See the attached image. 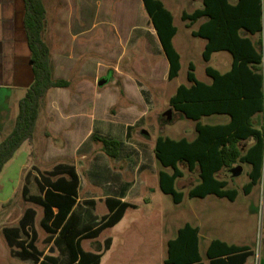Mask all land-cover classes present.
I'll return each mask as SVG.
<instances>
[{
  "label": "rangeland",
  "instance_id": "374dc122",
  "mask_svg": "<svg viewBox=\"0 0 264 264\" xmlns=\"http://www.w3.org/2000/svg\"><path fill=\"white\" fill-rule=\"evenodd\" d=\"M42 1L47 9L43 39L50 49L53 78L66 80L68 86L48 91L32 137L33 149L30 151L28 145L18 149L0 173V264H24L11 254L2 235V228L16 225L28 207H32L37 212L34 221L39 236L38 246L44 252H49L47 250L49 245L43 242L45 234L39 226L41 208L25 201L22 197V187L29 172L31 173L28 178L30 191L32 194H38L34 181L35 165L46 169L59 160L74 163L79 169L80 192L84 195L86 192L84 188L89 183L86 173L90 161L76 159L71 151L72 143L86 139L89 129L93 128L98 129L96 131L99 136L108 134L124 143H131V140L124 136L126 124H133L130 135H133L137 142L147 143L150 147L159 136L170 138L186 136L185 131H194V124L170 107V96L178 86L189 84L187 81L189 64L194 65V74L197 78L204 80L205 67L208 65L214 67L217 55L221 53L230 57L226 52H219L210 63H206L202 58L203 39L191 36V31L197 29L198 24L195 23L188 28L181 20L182 12H192L195 3L197 5L201 0H160L173 16V24L177 29L173 45L181 58L179 73L171 81L166 78V60L159 52L155 31L141 0H82L85 3L83 6L79 4L81 0ZM261 1L264 30V0ZM80 11L83 13L82 16ZM259 48L264 62V45H259ZM219 70L224 71V67H219ZM141 89L145 91L144 94H141ZM61 95H63V103L59 102ZM21 96L23 92L0 89V142L14 127L18 100ZM53 98L55 101L49 102ZM168 111H170V119L166 117ZM62 118L63 122L60 120ZM204 120L207 119H203L202 123H206ZM254 120L255 127L264 135L263 113L254 117ZM53 122H57L56 134H53L51 129L52 125L54 126ZM111 129H115V134L106 132ZM76 131L78 133H75ZM46 133L51 135V140L46 139L44 136ZM62 137L63 157L55 159V156H52L53 158L43 159L41 155L44 149L48 145L61 142ZM246 144H249V141L243 142L240 147ZM91 145L92 155L100 156L99 143L92 142ZM111 168L110 166L109 169ZM180 169L183 170L186 178L180 180L175 189L184 193V200L181 204H173L170 196L157 190L151 197L154 210L167 208L170 212L177 211L180 216L176 214L179 217L174 222L181 226L189 218L197 221L196 217H201L206 221L203 237L200 239L203 257L205 245L210 237L228 244L248 245L253 250L250 263L264 264L262 205L264 152L261 179L248 196L243 189L247 180L248 166H244L242 174L234 179H230V174L223 170L218 177L227 181V188L236 191L235 200L229 201L226 198L217 200L211 196L204 208L200 206V201L190 200L186 194L196 174H189L182 164ZM83 200L85 199L81 201ZM215 200L219 201V210L212 207V203L208 205L209 201ZM91 201L96 206L95 200ZM192 205L194 208L198 207L193 213ZM98 207H96L97 211H99ZM92 209L94 210V206ZM208 217L209 222H207ZM134 226H127L125 237L128 228L132 229ZM147 228L150 230L149 227ZM156 231L161 236L160 230L156 229ZM107 236L119 237L117 234L106 232L99 237L100 242L103 243ZM141 236H145L144 230ZM146 236L149 240L156 238L151 236L149 231ZM172 236H175L173 228L170 231L164 230L165 240L173 238ZM137 239H142V243L132 240V245L131 240L128 241L126 244L135 251L124 248L125 255L116 261L117 264H159V252L156 251L158 261L152 262L150 257L153 247L148 242L145 245L143 238L137 237ZM118 244H123L122 239ZM159 246L160 242L155 248ZM53 252L56 251L53 249ZM130 253L132 254L129 255ZM126 255H129L127 262Z\"/></svg>",
  "mask_w": 264,
  "mask_h": 264
},
{
  "label": "trees",
  "instance_id": "16d2710c",
  "mask_svg": "<svg viewBox=\"0 0 264 264\" xmlns=\"http://www.w3.org/2000/svg\"><path fill=\"white\" fill-rule=\"evenodd\" d=\"M162 49L169 63L168 80L177 77L180 70V55L172 44L177 29L173 17L160 0H141ZM202 7L191 13L183 12L181 20L186 27L204 19L192 36L206 41L202 58L208 62L215 52H227L232 59L231 68L220 73L206 67L205 73L211 79L210 84L198 81L194 66L189 64L187 73L188 85H180L169 99L170 107L181 113L186 119L195 122L196 138L188 141L185 138L172 139L159 136L156 138L154 155L163 169L158 174L161 191L171 197L174 203H180L183 193L175 189V181L183 173L178 165L183 163L188 171L198 168L200 183L191 188L188 196L203 198L215 195L233 201L236 191L226 188L227 182L219 180L216 174L230 165L241 162L250 165V181L244 192L258 184L261 179V168L264 152V137L255 128L253 117L264 110V92L262 75V54L251 36L261 35L262 1L261 0H201ZM25 15L23 20L30 51V63L33 82L18 101V113L11 132L0 142V173L23 142L32 139L39 112L48 91L54 88H66L64 79H54L52 74L50 49L43 39L46 26V10L42 0H24ZM246 34V36H245ZM261 44V39L258 45ZM223 115L228 122L219 125H202L200 120L205 116ZM99 142L102 151L110 158H115L119 151V142L92 136ZM254 143L246 151L239 143L247 140ZM34 170L35 167H33ZM34 177L39 194H31L27 173L22 187V197L29 203L42 208L43 215L40 227L48 234L45 243L54 239V244L63 245V252H68L66 264H99L103 252L109 248L106 240L103 252L86 253L79 244H74L75 221L73 216L67 219L75 204L78 178L74 167L69 164H58L51 171L40 172ZM59 177L53 180L54 177ZM132 207L121 203L115 215L105 219L86 237L96 236L102 229L112 226L123 214V210ZM56 209L54 212L53 209ZM35 210L27 208L15 226H4L3 237L11 254L21 260L39 262L42 252L35 245L37 233L34 229ZM198 230L185 224L177 231L176 237L167 242L165 264H204L198 252ZM253 255V250L246 246L228 245L214 240L207 249L209 264H246ZM39 264H45L41 261Z\"/></svg>",
  "mask_w": 264,
  "mask_h": 264
},
{
  "label": "crops",
  "instance_id": "0c3cea01",
  "mask_svg": "<svg viewBox=\"0 0 264 264\" xmlns=\"http://www.w3.org/2000/svg\"><path fill=\"white\" fill-rule=\"evenodd\" d=\"M229 1L231 3L236 2V0H229ZM79 4H81L83 6L85 3H83V1L81 0ZM142 5H143V3H142ZM201 7H202V1L197 5L195 3V6H194V9L192 10V12L196 9L201 8ZM45 10H46V18H47L46 7H45ZM80 13H81L80 16H82L83 13L81 11H80ZM189 13H191V12H189ZM24 15H25L24 0H0V89L3 88L4 90H8L10 92L12 90L17 91L18 93L23 92V95L25 94L26 90L31 86V84L33 82V74H32L31 63H30V51L28 48L26 32H25L24 25H23ZM91 17H93V14ZM203 21H204V19H200V20L194 22L193 24L197 23L198 24L197 29H198L199 25ZM192 25H190V27ZM152 28H153V26H152ZM197 29H195V30H197ZM195 30H192V31H195ZM192 31H191V36H192ZM155 34H156V32H155ZM245 36H246V34H245ZM155 38H156L155 40H156L157 46L159 48V52L164 56V58L166 60V68H167L166 78H167L168 77L169 63L167 61V58L165 56V53L162 49V46L159 42L157 35ZM251 40L259 48L258 42L260 40V35L256 34V35L251 36ZM203 41H204L203 47H205L206 41L205 40H203ZM172 44H173V39H172ZM173 47H174V45H173ZM217 53H219V52L213 53L211 55L209 61L206 63H210L212 58ZM215 58H216L215 64H214L215 66L212 67V65H208L207 67H211L212 69H214L220 73H226L227 71L230 70L231 63H232L231 56L227 57L226 55H223L220 53ZM180 60H181V58H180ZM180 67H181V64H180ZM219 67H224V71L219 70ZM205 69H206V67H205ZM205 76L206 77L204 80H199L197 78V76L195 75V77L198 81H201L205 84H210L211 79L206 75V73H205ZM167 80H168V78H167ZM61 89H63V88H61ZM140 92H141V94L145 93V91H143L142 89L140 90ZM48 94H49V92H48ZM48 94H47V96H48ZM61 96H62V98L59 100V102L62 101V103H63V95H61ZM172 96L173 95H171L170 98ZM21 97H23V96H21ZM52 101H55V99L53 98V99L49 100V102H52ZM92 112H93V108H92ZM257 115L258 114H256L254 117H256ZM220 117H222V118H220ZM254 117H253V119H254ZM203 119H207V120H204V121H206V123H202ZM60 120L63 122V118ZM189 121H191V120H189ZM191 122H193V121H191ZM227 122H228V117L223 116V115L205 116L200 120V123L202 125H211V126L212 125L225 124ZM53 123H54V126L52 125L51 129H52L53 134H56L57 122H53ZM91 123H93V121H91ZM37 124H38V120L36 122V127H37ZM193 124H194V131L193 132L192 131H185L186 136H181L180 138H172V139L178 140L181 138H185L188 141H193L196 138L195 122H193ZM132 126H133V124H126V126H125L126 131L124 133V136L128 140H131V143H129V142L124 143L117 138H114L110 135L108 136V134L103 135V136H99L97 134V131H96L98 129H96V128L89 129L90 131H89L88 137L86 139L78 141L77 143H72L73 147L71 148V151L74 153L75 158L76 159L78 158L79 161H81V160L90 161V163L87 166L88 170L86 173L89 183H87V185L84 188V190H86L84 195H81V192H80L81 178H80V173L78 171L79 169H78L77 165H75L74 163H66V162H63V160H59L57 162L52 163L50 168H46V169L45 168L41 169L40 167H37L36 165L34 166L35 169L40 171V172L51 171L53 169V167L58 165V164H69V165H72L74 167V170H75L77 178H78L77 194L75 197L76 201H75V204L72 207L69 215L66 217V219L63 222V224H64L67 221V219L70 217V215L73 216L74 221H75V225H74L75 231L72 232L71 236L74 235V238H73L74 244H77V242H78L79 247L81 248V250L83 252L92 253V254H99V253L103 252L105 242H106V240L109 239L110 240L109 248L105 252H103L99 264H115V263L117 264L116 261H119L120 259L123 258V255H125V252L123 250L124 248L125 249L129 248V250H131L133 252L135 251V249H133L131 246L127 245L126 243L130 240H131L132 245H133L132 240H138V241H140V243H142V239H137V237H141L144 239L143 243L145 245H147V242H148V244H150V246L153 247L152 254L150 257L152 262L158 261L157 255H156V251H158L159 252V264H165L164 261H165L166 255H167V242L169 240L174 239L176 237L177 231L180 228H182L185 224H188L191 227L196 228L198 230V240H199L198 241V252L202 258V262L204 264H209V260L207 259V256H206L207 249H208V247L212 241H214V240L219 241V239L210 238V237L208 238V243H206L205 248H204L205 250H204V257H203V255L201 253V244H200L201 241H200V239H201V237H203L202 233H203V230L205 228V224H207L206 221H203L201 219V217H196L197 221L189 218V220H187V221L184 220L185 222L181 226V225L176 224L174 222V220L180 216L177 213V211H176V213L170 212V210H168L167 208L154 210L153 202L151 201V197L153 196V193L156 192L157 190L162 192L160 189V186H159L158 174H159L160 170H165L168 173H170L171 171L169 169H163L161 167V165L158 163V161L156 160L155 155H154L155 143L152 147H150V146H148L147 143H142L139 141L137 142L136 138L133 135H130V130H131ZM254 126H255V120H254ZM78 127H80V126H78ZM37 130H38V128H37ZM106 132L107 133L110 132L109 134L112 135V134H115V129L107 130ZM75 133H78V132L76 131ZM93 135H96L98 137L110 138V139H113V140L119 142L118 155L115 158L108 157L102 151V146L99 142H97V143H99V145H100V151H101L100 156L96 157V156L92 155L93 154L92 153L93 147L91 144H92V142H94L92 139ZM44 136L46 137V139L51 140L50 134L46 133ZM79 138H78V140H79ZM72 139H73V137H72ZM72 139H71V142H72ZM247 141H249V144L244 145L242 148L240 147V144H242L243 142H246V141L239 143V147L243 150V152L246 151L254 143V141L252 139L247 140ZM32 142H33L32 139H31V141L30 140L25 141V142H23L21 147L28 145L29 150L31 151L33 149V143ZM94 143H96V142H94ZM126 144H128L129 146H127ZM44 150L45 151L43 152V155H41V157L42 156L44 157L43 159H45L47 157L53 158L52 156H55L54 157L55 159H59L60 157H63V137H62L61 142L56 143L55 145H48L46 147V149H44ZM47 151H49L50 153ZM181 164L184 165L186 167V170H187V166L183 163H181ZM181 164L178 165L179 169H180ZM110 166L112 167L111 170L109 169ZM246 166H248L249 170L246 173L247 180H246L245 185H243V189L248 184V182L250 181L248 173L250 172L251 166L250 165H246ZM243 167H242V172H243ZM36 170H34V171L36 172ZM223 170L225 171V168L220 170L216 174V177L218 179H219L218 175ZM181 172L183 173V175L176 179L175 185H174L175 188H176V185L178 186V183L180 180L186 178L183 170H181ZM187 172L191 175L196 174L194 182L186 190L187 191V193H186L187 197L190 200L200 201L201 202L200 206H202L204 208V207H206L205 206L206 201L209 200V198L211 196H214L215 199H217V200L219 199V197H217L215 195H210V194L203 197V198H197V197L191 198V197H189L188 196L189 190L191 188L197 186L200 183V180H199V175H198L199 171H198L197 167L193 171L190 172L187 170ZM242 172H241V174H242ZM30 175H31V173H30ZM34 176L38 177L37 172ZM60 177H63V176H59V177L56 176L52 179L57 180ZM234 178L235 177H231L230 179H234ZM219 180L226 181L225 179H219ZM227 185H228V183H227ZM28 186H29V184H28ZM256 186H257V184L255 186H253L248 191V194L245 193V195L248 196L250 194V192ZM227 187L228 186H226V188ZM36 188H37V185H36ZM29 189H30V187H29ZM227 189H229V188H227ZM229 190H234V189L230 188ZM30 193H31V191H30ZM38 194H39V192H38ZM184 197H185V195L183 193L182 201L184 200ZM235 197H236V195H235ZM82 199H85V200L81 201ZM91 200H95L96 206L93 204V202ZM217 200L211 201V202L209 201L208 205H210L212 203L213 204L212 207L219 210V203H218L219 201H217ZM234 200H235V198H234ZM182 201L180 203H174L173 201L172 202H173V204H181ZM229 201H231V200H229ZM121 203H128L129 205H132V207H129V208H126L125 210H123V214L120 216V218L117 222H115L112 226H109V227L102 229L96 236H94V237H86L85 236L87 233L94 231L97 227H99V225H101V223H103L105 219H108L112 215H115L117 213V211L121 209V208L119 209ZM93 206H94V210L92 209ZM98 206H100V208ZM96 207H98L99 211L96 210ZM28 208H32V207H28ZM196 209L198 210V207L194 208V206L192 205L191 212L193 213ZM25 210H24V212H25ZM53 210H54V212H56L55 208ZM35 213H36L35 214V219H36V215H37L36 210H35ZM176 214L179 216L177 217ZM42 215H43V211L41 208L40 220L42 218ZM40 220H39V226H40ZM209 220L210 219L208 217L207 222H209ZM129 225H131V227H132V225H135V226L132 229H131V227L128 228V230L126 232L127 235L125 237V230H126L127 226H129ZM154 225H155L156 229L160 230L161 236L157 233ZM62 226L63 225L61 224V226L58 228L55 237L60 232ZM147 227H149L150 230ZM172 228L175 231V236L174 237L172 236L173 238H167L165 240L163 238L164 230L170 231ZM34 229L37 233V240L35 242V245H36L37 249L42 252V255L39 257V262L34 263L31 260H21L19 258H17V259H19L24 264H39L41 261H43L45 264H66V262L69 259L67 249H66V251L63 252V245L60 244V246H59V245L54 244V239H55V237H54L50 242H47V244L49 245L47 250L49 252H44L38 246L39 236H38V231L35 227V222H34ZM142 230H144L145 236H141ZM42 231L44 232L45 238H46L48 236V234L43 229H42ZM148 231L150 232L151 236L153 235L156 238L155 239L152 238L151 240H149L148 236H146ZM106 232H111L113 234H117L119 237L107 236V238L103 240V243H101L99 237H101ZM158 235H159V239H157ZM121 239L123 241V244L119 245L118 243ZM43 242H45V241H43ZM159 242H160L159 248H155V245ZM222 242H224V241H222ZM224 243H226V242H224ZM226 244H228V243H226ZM228 245H236V244H228ZM237 246L249 247L248 245H237ZM165 247H166V254H164ZM53 249L56 251L55 253L53 252ZM153 252H154V254H153ZM132 253H130L129 255H131ZM129 255H126V257H125L126 262H127V260H129L128 259ZM80 257L81 256H78L77 259L72 264H75L80 259ZM250 257L248 258L246 264H251L250 263Z\"/></svg>",
  "mask_w": 264,
  "mask_h": 264
},
{
  "label": "water",
  "instance_id": "95a60500",
  "mask_svg": "<svg viewBox=\"0 0 264 264\" xmlns=\"http://www.w3.org/2000/svg\"><path fill=\"white\" fill-rule=\"evenodd\" d=\"M166 117L168 119H170V111H168L166 113ZM143 133H145V132H143ZM241 172H242V166H240V165L234 167L233 169H231V175H232V177H238L241 174Z\"/></svg>",
  "mask_w": 264,
  "mask_h": 264
},
{
  "label": "flooded vegetation",
  "instance_id": "af4514ba",
  "mask_svg": "<svg viewBox=\"0 0 264 264\" xmlns=\"http://www.w3.org/2000/svg\"><path fill=\"white\" fill-rule=\"evenodd\" d=\"M239 165L243 167V166H246L248 164L241 163V162H236V163L230 165L229 167L225 168V172H228L230 174V176L232 177V175H231V169H233L234 167L239 166ZM263 199H264V189H263ZM262 205L264 207V202H262ZM263 215H264V213H263ZM263 220H264V218H263Z\"/></svg>",
  "mask_w": 264,
  "mask_h": 264
},
{
  "label": "built area",
  "instance_id": "2783aa9c",
  "mask_svg": "<svg viewBox=\"0 0 264 264\" xmlns=\"http://www.w3.org/2000/svg\"><path fill=\"white\" fill-rule=\"evenodd\" d=\"M260 39H261L260 46H263L264 45V30L263 29H262V32H261V35H260ZM262 75H263V82H264V62H263V58H262ZM263 92H264V85H263ZM262 113L264 115V110H263ZM263 137H264V135H263Z\"/></svg>",
  "mask_w": 264,
  "mask_h": 264
}]
</instances>
